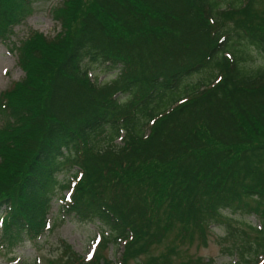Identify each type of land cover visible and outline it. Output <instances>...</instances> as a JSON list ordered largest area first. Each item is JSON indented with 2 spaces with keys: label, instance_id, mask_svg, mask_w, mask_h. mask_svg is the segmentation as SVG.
I'll return each mask as SVG.
<instances>
[{
  "label": "trees",
  "instance_id": "1",
  "mask_svg": "<svg viewBox=\"0 0 264 264\" xmlns=\"http://www.w3.org/2000/svg\"><path fill=\"white\" fill-rule=\"evenodd\" d=\"M31 2L0 0L1 41ZM50 11L59 30L17 42L23 76L1 100L0 254L43 234L63 189L62 215L98 222L100 245L121 244L118 264L157 261L141 255L176 223L209 228L222 209L264 200V0H60ZM91 65L117 71L98 84ZM62 167L75 168L66 181ZM260 211L254 245L228 249L237 264H264ZM101 259L64 246L50 264H113Z\"/></svg>",
  "mask_w": 264,
  "mask_h": 264
},
{
  "label": "rangeland",
  "instance_id": "2",
  "mask_svg": "<svg viewBox=\"0 0 264 264\" xmlns=\"http://www.w3.org/2000/svg\"><path fill=\"white\" fill-rule=\"evenodd\" d=\"M59 1L32 0L22 22L12 29L14 33L10 42L0 40V124L4 122L3 119L8 118L7 112H9L8 105L1 102L2 97L4 98L3 91L23 76V71L17 64L18 53L15 45L33 30L52 37L59 30V25L52 18L50 9ZM103 66H90L88 75L98 84L109 81L116 74L115 70H108ZM144 128L146 127L142 126V129ZM74 169L71 167L68 171L67 168L62 167L56 173L57 178L60 181L70 179ZM70 193L71 190L63 189L57 194L48 217L49 228L45 229L37 240H26L12 251L0 254V264H50L63 252L64 246H68L85 261L97 254L102 256V262L110 260L113 264H118L122 247L112 243L99 244L101 227L98 222H80L77 218L62 215L64 213L60 208L62 197L69 199ZM242 216L233 215L235 219ZM248 219L253 225L259 224L255 217ZM226 229L225 224L218 222L211 223V227H206L205 230L194 228L189 224L183 227L176 223L167 230L161 243L154 246L147 254L141 255V260L144 261L146 255H151L156 256L157 261L152 259L146 261L150 263L152 261L153 264H235V256H228L226 251L234 248L237 242L235 238L226 234ZM253 255L254 253L251 254Z\"/></svg>",
  "mask_w": 264,
  "mask_h": 264
},
{
  "label": "bare ground",
  "instance_id": "3",
  "mask_svg": "<svg viewBox=\"0 0 264 264\" xmlns=\"http://www.w3.org/2000/svg\"><path fill=\"white\" fill-rule=\"evenodd\" d=\"M113 70H115V69H113ZM115 71H117V70H115ZM202 88H204V87H202ZM205 88H207V86H205ZM248 199H250V200H248ZM244 202H246V205H248V206L244 205V207H245V208L243 207L244 210L243 209H237V210L236 209H222L220 211V213L222 215V220L218 221V223H222V224H225L227 226L226 234L235 238V240L237 242L234 244L235 248H241V244L243 242L245 243L244 245H246V244L250 245V243L252 245H254L253 244V238L260 236V233L256 232L253 228H260L261 227V221L259 220L258 216L261 212L260 210L264 209V200L257 201V199L255 197H248V198L244 199ZM180 207H182V206H179L178 204H174V208H180ZM4 212H5V210L2 212V214ZM235 214H239V215H243V216L239 219H237V218L235 219L233 217V215H235ZM249 217L257 218V221L259 224L257 226L253 225L249 221V219H248ZM223 218L225 220H223ZM200 227L202 228V230H205L207 225L202 223V224H200ZM250 234H252V237H250ZM233 235H237V238L234 237ZM109 243L115 244L112 241ZM109 243H107V244H109ZM116 245L119 246L121 244H116ZM261 247L264 248V240L261 242L260 248ZM233 249L234 248H232V250ZM252 249H253V247H252ZM229 251H230V248H229ZM229 251H226V253L228 254V256H230V255L235 256V262H236L235 264H237L239 261V256H237V254H231ZM245 254H247V253H245ZM246 257L248 258V256H246ZM240 260H243V259H240Z\"/></svg>",
  "mask_w": 264,
  "mask_h": 264
}]
</instances>
